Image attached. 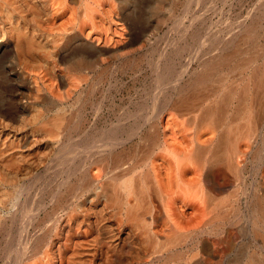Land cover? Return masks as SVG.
<instances>
[{
    "label": "bare ground",
    "instance_id": "1",
    "mask_svg": "<svg viewBox=\"0 0 264 264\" xmlns=\"http://www.w3.org/2000/svg\"><path fill=\"white\" fill-rule=\"evenodd\" d=\"M140 1L0 0V264H264V9L189 12L175 76L155 37L151 111L100 137L74 106L111 67L143 66Z\"/></svg>",
    "mask_w": 264,
    "mask_h": 264
},
{
    "label": "rangeland",
    "instance_id": "2",
    "mask_svg": "<svg viewBox=\"0 0 264 264\" xmlns=\"http://www.w3.org/2000/svg\"><path fill=\"white\" fill-rule=\"evenodd\" d=\"M169 1V2H168ZM182 1V2H181ZM186 1H190L191 2V0H179L178 1V3H176V5L175 4H173L172 2H171V0H142V1H140V3L137 5V4H135L134 5V7H132V10H134L135 12H137V14L138 15H141V17L143 18V30H145V31H143L144 32V35L145 34H147V35H145L146 37H144L145 38V40H146V38L147 37H149V38H147V40L149 41L148 42V45H147V48L144 50V52L145 51H148L149 52V54H148V52H146V54H148L147 56H145V61H144V63H143V66H141V67H131V66H126V67H123V68H115V67H111L110 68V70L108 71L109 72V77L107 76V78L105 77L104 79L102 78H99L100 80H98L97 82H94L93 83V87H95V88H93L94 90H96L97 92H95L96 93V95L94 94V90L93 91H90L89 92V94H87V95H85L84 97H83V99H82V101L80 100V101H77L76 103H75V105L76 106H74L75 107V110L76 109H79L78 111H80L81 112V110H82V114L81 115H83V113L85 114V117L87 116V118H89V120H93V121H95L96 122V124H98L97 125V129L100 131L99 133H101V134H96V135H100V137H101V135H102V133H103V131L104 130H107V129H110L111 128V126H113V122H115V123H118V121H120L121 122V124L122 125H124V126H128V128L127 127H125V128H127V129H131V127L133 126L132 124H135L136 122L135 121H141L142 120V118H143V116L144 115H146L147 113L146 112H148L147 110H149V111H151V106H149V105H151V96H152V92L154 93L155 91H156V86H155V80H156V74H155V72H154V70H153V66H152V63H153V60L151 59V55H152V52H153V50L150 48V44L152 43V42H155L156 40H157V38H155V37H162V39L164 40V42H167L166 43V45H164V42H162L163 40L161 39V43H160V47H161V45H162V47L161 48H159L160 50H164L165 51V49L164 48H166L167 50H166V52H167V54H169V56H170V58H169V56L166 54V57L168 56V61L169 62H172L171 64H173V65H175V69L173 70V76H175L176 74H177V72H180L181 70H180V68H181V65H184V64H186L187 62H186V60H190V58L189 57H191V53H192V51L190 50V49H188L190 46H192L194 43H193V40H188V45H190L189 44V42L190 43H192L190 46H187V49H186V51L184 50V52L183 51H181L180 52V54L178 55V56H176L175 55V53H174V49H171V48H169V44H171V42L173 43V42H175L176 41V39H178L179 38V34H177V33H180V37H181V27L183 26V25H187L190 21V17H191V15L192 14H190L189 12H191V13H194V14H196V15H203L204 14V12L207 10V12H205L206 14H204L205 15V17H206V21H205V23L207 22L208 24H211L212 23V21H213V16H211V15H213V13H212V11H211V7H210V5L209 4H212V1L213 0H199V2H198V0H195V1H193L192 0V4H190L189 2H185ZM217 1V0H216ZM216 1L214 2V3H216ZM226 1H228V2H231L230 0H221V2H226ZM262 3H261V2ZM144 2V3H143ZM168 2V3H167ZM198 2V3H197ZM245 2V3H244ZM248 2V3H247ZM146 3V4H145ZM150 3V4H149ZM165 3V4H164ZM219 5H221V6H223V9H225L224 11L225 12H227L226 11V9L228 8V6H225L223 3H220V0L217 2ZM247 3V4H246ZM254 3H255V5L256 6H261L262 7V9H264V0L262 1V0H258V1H254V0H244L243 1V6L242 7H244L243 9L241 8H239V5H235V11H234V13H238V12H241L242 14V16H246V14L245 13H247L250 9L249 8H251V7H253V6H255L254 5ZM156 4V5H155ZM159 4V5H158ZM164 4V5H163ZM173 4V7H171V5ZM189 4V5H188ZM246 4V5H245ZM250 4V5H249ZM258 4V5H257ZM185 5L187 6V7H185ZM194 5V6H193ZM209 5V6H208ZM248 5V6H247ZM253 5V6H252ZM142 6V7H141ZM157 6V7H156ZM160 6H162V8L160 7ZM238 6V7H237ZM160 7V9H158ZM182 9V7H184L183 9H182V11H183V13H182V11H180L181 9ZM189 7V8H188ZM195 7H196V11H195ZM198 7V8H197ZM237 7V8H236ZM139 8V9H138ZM142 8H143V10H142ZM153 8V9H152ZM163 8H165L164 9V11H157V10H162ZM171 8V9H170ZM172 8H175L173 11H174V13L172 12ZM177 8V9H176ZM186 8H188L187 10H188V12H187V10H185ZM204 8H206V10L204 9ZM210 10H209V9ZM247 8H248V10H247ZM146 9V10H145ZM156 9V10H155ZM168 9H169V12H172L170 15H171V17H173L175 20H173L172 18H167L168 16H166L168 13H162V12H166V11H168ZM180 9V10H179ZM191 9V10H190ZM245 9V10H244ZM154 12H153V11ZM171 10V11H170ZM177 12H176V11ZM190 10V11H189ZM192 10H194L195 12H193ZM201 10V11H200ZM204 10V11H203ZM227 10H229V9H227ZM247 10V11H246ZM152 11V13L149 15V12H151ZM184 11H186V13H187V15H188V17H186L187 15H186V13L184 12ZM199 11V12H198ZM203 11V13L201 14V12ZM208 11H210V12H208ZM176 13V14H175ZM144 14V15H143ZM161 14V15H160ZM180 14V15H179ZM181 14L182 15H184V16H181ZM193 14V15H194ZM208 14V15H207ZM226 14V13H225ZM156 15H158V16H156ZM169 15V16H170ZM179 15V16H178ZM192 15V16H193ZM152 16V17H151ZM164 16H166V18L164 17ZM178 17V20H176L177 19V17ZM190 16V17H189ZM209 16L211 17V19L210 20H212L211 21V23H209L210 22V20H209ZM161 17V18H160ZM154 18V19H153ZM156 18H158L159 19V21H158V19H156ZM163 18V19H162ZM164 18H165V21H163L164 20ZM180 18V19H179ZM183 18H184V20H183ZM169 20V21H167V20ZM161 20V21H160ZM217 19L215 18V20L214 21H216ZM147 21H149V22H147ZM156 21H158V23H156ZM163 21V29L160 27L161 25H160V23ZM174 21H176V22H174ZM178 21H180V22H178ZM186 21V22H185ZM160 22V23H159ZM164 22L167 24L166 26H165V24H164ZM168 22V23H167ZM170 22V23H169ZM156 23V24H155ZM179 23H181V25L179 24ZM147 24V25H146ZM152 24V25H151ZM158 24V25H157ZM170 24V25H169ZM208 24H204V25H201V26H199V30H201V28L202 27H206V26H208ZM157 25V26H156ZM174 25V26H173ZM173 26V27H172ZM146 27V28H145ZM148 27V28H147ZM155 27V28H154ZM171 27V28H170ZM178 27V28H177ZM151 29V31H150V29ZM159 30H158V29ZM173 28V29H172ZM176 28H177V30H176ZM170 29H172L171 30V32H170ZM175 29V30H174ZM205 29V28H204ZM136 31H137V34H140V31L141 30H139V27L136 29ZM150 31V32H149ZM163 31V32H162ZM174 31V32H173ZM201 31H203V30H201ZM153 32V33H152ZM155 32V33H154ZM166 32V33H165ZM205 32V31H204ZM152 33V34H151ZM159 33V34H158ZM262 33V35H264V31H262L261 32ZM163 34V35H162ZM167 34V35H166ZM170 34H171V36H170ZM205 33H203V35H204ZM149 35V36H148ZM152 35V36H151ZM173 36V37H172ZM178 36V37H177ZM153 37V38H152ZM165 37V38H164ZM170 37V38H169ZM151 38V39H150ZM155 38V39H154ZM155 40V41H154ZM168 40H169V42H168ZM171 41V42H170ZM260 41H262V44H263V42H264V40H260ZM167 44H168V46H167ZM164 45V46H163ZM184 45V44H183ZM191 48V47H190ZM170 49H171V52H169L170 51ZM191 52V53H189V52ZM170 53H172V56H171V54ZM155 54V53H154ZM174 54V55H173ZM187 54H188V58H187ZM156 55V57H157V54H155ZM190 55V56H189ZM174 56H175V58H174ZM182 56V57H181ZM186 56V57H185ZM155 57V56H154ZM184 57V58H183ZM149 58V59H148ZM173 58V59H172ZM177 58V59H176ZM147 59H148V61H147ZM180 59H181V61H180ZM183 59V60H182ZM185 60V61H184ZM174 61H176L175 62V64H174ZM180 61V62H179ZM186 62V63H185ZM182 63V64H181ZM149 64V65H148ZM178 64V65H177ZM0 65H2V63H0ZM146 65H148V66H146ZM145 67H147L148 68V70H147V68H145ZM150 67V68H149ZM132 68V69H131ZM145 70H144V69ZM135 69V70H134ZM141 69V70H140ZM112 70V71H111ZM121 70H122V72H121ZM129 72H128V71ZM136 70H137V72H136ZM179 70V71H178ZM139 71H141V72H139ZM144 71V72H143ZM111 72H112V74H111ZM116 72V73H115ZM114 75V76H113ZM153 75V76H152ZM119 76V77H118ZM145 76H148L149 78H147V77H145ZM155 76V77H154ZM145 77V78H144ZM111 78V79H110ZM116 78H118V79H116ZM147 78V79H146ZM154 79V80H153ZM171 79V78H170ZM0 80H1V78H0ZM102 80H104V81H102ZM108 80H111V81H109L110 83H108ZM117 82H116V81ZM152 80H153V82H152ZM107 81V82H106ZM147 81V82H146ZM144 82V83H143ZM0 83H2V80L0 81ZM107 83V84H106ZM115 83V84H114ZM96 84V85H95ZM103 85V86H100V85ZM111 84V85H110ZM112 84L115 86V87H113L112 86ZM91 85V84H90ZM107 85V86H106ZM144 87H143V86ZM146 85V86H145ZM100 86V88H98ZM112 86V87H111ZM151 86V87H150ZM154 86V87H153ZM103 87V88H102ZM105 87V88H104ZM112 89H111V88ZM149 87V88H148ZM109 89V90H107V89ZM146 88H147V90H146ZM151 88V89H150ZM88 89V88H87ZM99 89V90H98ZM104 89V90H103ZM101 90H103L102 92H101ZM111 90V91H110ZM132 90V91H131ZM106 91V92H105ZM141 91V92H140ZM144 91V92H143ZM92 92H93V94H92ZM0 93H2V84H0ZM107 93V94H106ZM102 94V95H101ZM88 95H90V96H88ZM93 95V96H92ZM105 95H107V96H104ZM88 96V97H87ZM148 96H150V97H148ZM90 97V98H89ZM135 97V98H134ZM87 98H89V99H87ZM147 98V99H146ZM132 99V100H131ZM149 99V100H148ZM148 100V101H147ZM110 101H112V102H110ZM142 101H143V103H142ZM149 101H150V103H149ZM148 102V103H147ZM89 103V105H87ZM113 103V104H112ZM142 103V104H141ZM138 104V105H137ZM145 104V105H144ZM123 105V106H122ZM125 105V106H124ZM135 105H136V107H135ZM142 106V108H141V112H140V107ZM143 105L145 106V108H143ZM149 106L148 108H146L147 106ZM79 106V107H78ZM84 106V107H83ZM89 106V107H88ZM115 106V107H114ZM85 107H86V109H85ZM101 107V108H100ZM113 109H112V108ZM135 107V109H133ZM89 108V109H88ZM97 108V109H96ZM99 108H100V110H99ZM111 108V109H110ZM118 108V109H117ZM137 108H138V110H137ZM115 109V111H113ZM126 110V112H125V110ZM132 109H133V111H132ZM145 110V112H144V110ZM147 109V110H146ZM117 110V111H116ZM97 111V112H96ZM111 111V112H110ZM143 111V112H142ZM95 112V113H94ZM138 112V113H137ZM101 113H103V114H101ZM110 113V114H109ZM111 113H113V114H111ZM143 113L144 115L142 116L141 114ZM80 114V113H79ZM100 114V116H99V118H98V115ZM133 114V115H132ZM139 114H140V116L142 117V118H140V116H139ZM94 115V116H93ZM104 117H102V116ZM92 116V117H91ZM97 116V117H96ZM131 116V117H130ZM133 116V117H132ZM98 118V119H96V118ZM115 117H116V119H115ZM135 117L138 119V120H135ZM95 118V119H94ZM127 118V119H126ZM132 118V119H131ZM134 119V120H133ZM109 120V122H106V121H108ZM133 120V121H132ZM100 121V122H99ZM101 121H104V123H105V125H104V123L103 122H101ZM113 121V122H112ZM117 121V122H116ZM112 122V123H111ZM127 122H128V125H127ZM131 122V123H130ZM110 123V125H108ZM112 124V125H111ZM132 126H131V125ZM103 125V126H102ZM103 127V129H101ZM105 127H107V128H105ZM102 130V131H101ZM91 132H93V131H91ZM94 134H95V132H93ZM93 133H88L87 135H88V137H91V136H93ZM8 134L9 133H7V135L5 134V136L3 135V137H4V142L7 140V141H10V142H7L6 141V143H8V146L9 147H14L15 149L16 148H18L17 146H19L20 144L19 143H21V140L19 139V138H17L16 136L14 137V134L12 135V134H10L9 135V137H8ZM76 135H78L77 133H74V138H75V140L77 141V142H84V141H86V137H87V135H85V136H80V134L78 135V136H76ZM13 136V137H12ZM5 137L6 138H8V139H5ZM85 137V139H83ZM11 138V140H9ZM14 138V139H13ZM3 139V138H2ZM16 139V140H15ZM78 139H79V141H78ZM80 139H81V141H80ZM83 139V140H82ZM14 140L16 141V142H14ZM20 140V141H19ZM11 143H12V145H11ZM16 144H17V146H16ZM11 145V146H10ZM12 150L10 149V152H11ZM22 151H15V152H12L11 154H13V155H10V157L8 156V158H10V159H8V158H5V162L6 163H9L10 165L12 164L13 165V163L12 162H14L15 163V165L17 164V160L18 161H20V158H19V156H21V155H23L24 154V152H22V154L21 155H19L20 153H21ZM5 153H7V152H5L4 150H2V154H5ZM18 154V155H17ZM26 155L28 154V153H25ZM16 155H17V157H16ZM13 156H15V157H13ZM25 156V155H24ZM13 157V158H12ZM12 158V159H11ZM9 160H11V161H9ZM16 160V161H15ZM20 164V163H19ZM11 165V166H12ZM18 165V164H17Z\"/></svg>",
    "mask_w": 264,
    "mask_h": 264
}]
</instances>
